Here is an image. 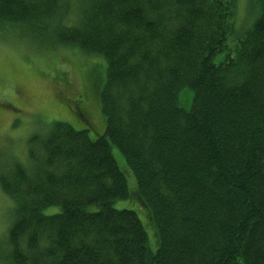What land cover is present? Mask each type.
Instances as JSON below:
<instances>
[{"label": "trees", "instance_id": "1", "mask_svg": "<svg viewBox=\"0 0 264 264\" xmlns=\"http://www.w3.org/2000/svg\"><path fill=\"white\" fill-rule=\"evenodd\" d=\"M237 7L0 0V35L14 27L39 46L78 48L106 63L103 135L55 123L30 148L29 170L0 176L14 204L0 262L264 264V0H251L256 15L246 27H237ZM186 88L189 110L179 102ZM130 198L148 210L155 252L137 212L114 207Z\"/></svg>", "mask_w": 264, "mask_h": 264}, {"label": "rangeland", "instance_id": "2", "mask_svg": "<svg viewBox=\"0 0 264 264\" xmlns=\"http://www.w3.org/2000/svg\"><path fill=\"white\" fill-rule=\"evenodd\" d=\"M254 10L251 0H238L237 27L249 25L256 15ZM73 16V13L68 16L70 24L74 22ZM8 30L0 35L1 177H9L13 166H24L26 171L29 170L30 148L39 144L38 140L48 135L55 123L71 125L78 131L88 129L93 139L103 135L106 123L99 97L106 74V63L101 56L87 54L78 48L39 46L25 31L14 27ZM182 93L179 94L180 105L189 110L193 91L186 88ZM37 150L39 153L36 146ZM113 155L125 173L129 190L134 192L137 190L136 179L124 156L116 147H113ZM114 207L137 212L147 230L149 248L155 252L157 234L146 225L148 210L133 198L117 201ZM13 208L12 200L5 195L0 184L2 255L8 249ZM56 210L58 208L46 213Z\"/></svg>", "mask_w": 264, "mask_h": 264}]
</instances>
